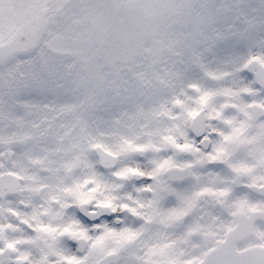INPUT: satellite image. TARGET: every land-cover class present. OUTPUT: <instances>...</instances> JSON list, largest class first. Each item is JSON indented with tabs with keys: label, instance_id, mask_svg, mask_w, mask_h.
<instances>
[{
	"label": "snow or ice",
	"instance_id": "snow-or-ice-1",
	"mask_svg": "<svg viewBox=\"0 0 264 264\" xmlns=\"http://www.w3.org/2000/svg\"><path fill=\"white\" fill-rule=\"evenodd\" d=\"M224 6L206 60L227 75L157 93L155 135L69 137L4 98L0 264H165L221 204L264 205V0Z\"/></svg>",
	"mask_w": 264,
	"mask_h": 264
},
{
	"label": "rangeland",
	"instance_id": "rangeland-1",
	"mask_svg": "<svg viewBox=\"0 0 264 264\" xmlns=\"http://www.w3.org/2000/svg\"><path fill=\"white\" fill-rule=\"evenodd\" d=\"M224 5L231 0H0V45L40 30L25 62L0 64V103L13 98L69 137L122 139L157 127V93L186 91L192 69L216 78L206 57L223 35L214 31L218 19L232 10Z\"/></svg>",
	"mask_w": 264,
	"mask_h": 264
},
{
	"label": "flooded vegetation",
	"instance_id": "flooded-vegetation-1",
	"mask_svg": "<svg viewBox=\"0 0 264 264\" xmlns=\"http://www.w3.org/2000/svg\"><path fill=\"white\" fill-rule=\"evenodd\" d=\"M224 75L217 73L215 79ZM157 131V127L132 129L129 138ZM221 208L223 219L206 220L194 234L154 249L153 255L165 264H264V205L221 204Z\"/></svg>",
	"mask_w": 264,
	"mask_h": 264
},
{
	"label": "water",
	"instance_id": "water-1",
	"mask_svg": "<svg viewBox=\"0 0 264 264\" xmlns=\"http://www.w3.org/2000/svg\"><path fill=\"white\" fill-rule=\"evenodd\" d=\"M38 35L39 30L27 29L19 32L7 44L1 45L0 63L10 57H21L37 50L39 46Z\"/></svg>",
	"mask_w": 264,
	"mask_h": 264
},
{
	"label": "trees",
	"instance_id": "trees-1",
	"mask_svg": "<svg viewBox=\"0 0 264 264\" xmlns=\"http://www.w3.org/2000/svg\"><path fill=\"white\" fill-rule=\"evenodd\" d=\"M68 4H67V2L65 3V5L64 6H67ZM30 56L29 55H27V56H24V57H20V58H16L18 61H21V62H25V60H27L28 58H29ZM2 69V71L1 72H3V68H1ZM53 70V73L56 75V77H57V79L59 78H62V74H63V72H62V70H58V69H52ZM24 73L25 74H27V69H25L24 70ZM58 75H60V76H58ZM23 81H24V79H23ZM45 81V80H44ZM44 81H43V79L41 78L40 79V82L38 83V86H41V85H43V83H44ZM25 82H26V85H25ZM24 82V87L25 88H28L29 86H31L29 83H27V81H25ZM34 85V84H33ZM33 86H32V91H33ZM30 100H32L33 99V97H28ZM35 101V100H34ZM33 101V102H34ZM36 103H38L39 104V106H43L45 103L44 102H40V100H37L36 101ZM58 103H59V106L60 107H62V108H65L66 109V111L67 110H70V109H74V108H76L77 106H74V105H72L71 104V102H67L66 103V107H65V105L64 104H62V101H58ZM48 103H46V105H47ZM45 106V105H44Z\"/></svg>",
	"mask_w": 264,
	"mask_h": 264
}]
</instances>
